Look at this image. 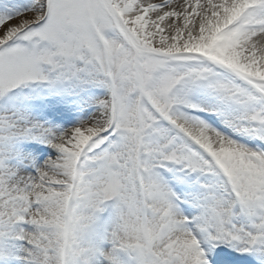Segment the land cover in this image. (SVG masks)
<instances>
[{
  "label": "snow or ice",
  "instance_id": "snow-or-ice-1",
  "mask_svg": "<svg viewBox=\"0 0 264 264\" xmlns=\"http://www.w3.org/2000/svg\"><path fill=\"white\" fill-rule=\"evenodd\" d=\"M0 264H264V0H0Z\"/></svg>",
  "mask_w": 264,
  "mask_h": 264
}]
</instances>
